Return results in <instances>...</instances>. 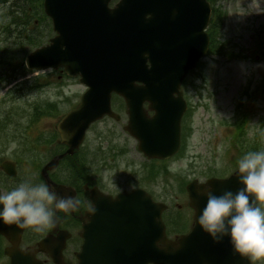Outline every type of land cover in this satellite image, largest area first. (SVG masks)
Returning a JSON list of instances; mask_svg holds the SVG:
<instances>
[{
  "label": "rangeland",
  "instance_id": "rangeland-1",
  "mask_svg": "<svg viewBox=\"0 0 264 264\" xmlns=\"http://www.w3.org/2000/svg\"><path fill=\"white\" fill-rule=\"evenodd\" d=\"M221 5L228 12L224 22L227 43L225 44V53L240 54L247 57L248 60L242 61L240 58L230 60L223 56L216 61H207L206 84L197 95L191 93L192 104L197 107L192 118L195 133L189 142L186 160L178 162L174 171H183L184 175H188V177L198 176V172L208 166H214L212 168L217 171L223 168L226 163L224 139L227 129L220 124L232 115L235 101L247 83L256 84L264 79V61L260 59L262 52L254 47L258 36L263 35L262 33L254 34V31L264 24V0H224ZM35 75L36 73H34ZM7 88L0 91V98ZM64 90L63 93L71 99L72 104L78 101L75 96L79 97L81 94L79 85L68 82ZM57 95L58 92L54 87H51L49 91L42 94V97L51 99ZM20 104H24V101ZM62 107L64 111L69 109L70 105L63 104ZM256 113L257 115L249 125L250 135L261 133L264 136V125L260 124V116L264 114L263 102H260ZM56 122L50 118L42 119L39 123L32 125L29 132L47 135L53 130ZM123 122V120L118 124L112 120L101 122L92 128L89 139H93L92 134L102 132L118 134L120 139H125L122 130ZM22 125L23 128L27 127ZM126 160L140 162L139 156H127ZM171 184L177 189L174 181H171ZM158 192L159 195L162 192L160 184ZM173 196L180 197L178 192H175Z\"/></svg>",
  "mask_w": 264,
  "mask_h": 264
},
{
  "label": "clouds",
  "instance_id": "clouds-1",
  "mask_svg": "<svg viewBox=\"0 0 264 264\" xmlns=\"http://www.w3.org/2000/svg\"><path fill=\"white\" fill-rule=\"evenodd\" d=\"M235 177L236 191L220 195L201 181L205 205L196 224L215 243L227 238L235 255L257 264L264 261V150L249 151L239 158ZM77 203L58 195L50 185L25 179L0 193V224L40 232L55 226L57 211L67 212Z\"/></svg>",
  "mask_w": 264,
  "mask_h": 264
},
{
  "label": "flooded vegetation",
  "instance_id": "flooded-vegetation-1",
  "mask_svg": "<svg viewBox=\"0 0 264 264\" xmlns=\"http://www.w3.org/2000/svg\"><path fill=\"white\" fill-rule=\"evenodd\" d=\"M65 185L74 191V196L71 197L73 200H76L78 203L74 208L75 212H70L71 209L67 212L60 210V213H57L56 219V228L55 233L51 228L47 230L43 236L50 234H57L58 231H68L70 234L69 239L66 241L65 248L63 250V261L64 264H77L76 254L80 250L81 246V225L84 221L85 212L91 208V200H98L99 197L91 198L90 190L92 186H88V183H81L80 180L67 181ZM42 235V233H35L34 231L30 232L26 237V242L29 245L31 251H36L37 238ZM44 264H54L53 260L45 255H38Z\"/></svg>",
  "mask_w": 264,
  "mask_h": 264
},
{
  "label": "water",
  "instance_id": "water-1",
  "mask_svg": "<svg viewBox=\"0 0 264 264\" xmlns=\"http://www.w3.org/2000/svg\"><path fill=\"white\" fill-rule=\"evenodd\" d=\"M99 54L98 45L93 44V57H96ZM37 59H44L45 51H39L34 54ZM212 191L224 192V188H227V191L235 192L237 189L236 179H230L226 182L214 183L211 185ZM161 238H162V229H160ZM163 240V238H162ZM185 244H181L179 247L171 248L166 254V252H161L160 264H180L184 261V257L181 252H176V257L169 255V252H174L177 249H183ZM187 257V253L185 252ZM196 260L195 264H248V261L240 258L235 255L230 250L224 249L222 253H217L215 249H211L209 252L203 247L201 243L197 244L196 247ZM188 264V263H187Z\"/></svg>",
  "mask_w": 264,
  "mask_h": 264
},
{
  "label": "trees",
  "instance_id": "trees-1",
  "mask_svg": "<svg viewBox=\"0 0 264 264\" xmlns=\"http://www.w3.org/2000/svg\"><path fill=\"white\" fill-rule=\"evenodd\" d=\"M211 38H212V41H215L216 36H215L214 34H212V35H211ZM214 48H215V46H214V44H213L212 49L214 50ZM216 51H217V49L215 50V52H216ZM243 131H244V130H243V128H242L240 131H238L237 134H238V135H243V134H244ZM256 150H263V148L257 147Z\"/></svg>",
  "mask_w": 264,
  "mask_h": 264
},
{
  "label": "bare ground",
  "instance_id": "bare-ground-1",
  "mask_svg": "<svg viewBox=\"0 0 264 264\" xmlns=\"http://www.w3.org/2000/svg\"><path fill=\"white\" fill-rule=\"evenodd\" d=\"M23 33H24V31H23V30H21L19 34H23Z\"/></svg>",
  "mask_w": 264,
  "mask_h": 264
}]
</instances>
